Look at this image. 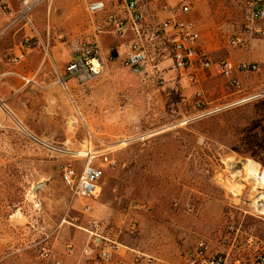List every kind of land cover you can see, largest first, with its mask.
<instances>
[{"label": "rangeland", "instance_id": "1", "mask_svg": "<svg viewBox=\"0 0 264 264\" xmlns=\"http://www.w3.org/2000/svg\"><path fill=\"white\" fill-rule=\"evenodd\" d=\"M140 1L148 17L151 7L169 10L177 0ZM250 1H190L187 17L211 62L243 32ZM21 10V0H0V264H101L80 254L92 247L90 231L123 246L113 264H182L200 243L224 264L253 261L264 249V215L251 206L261 186L243 173L231 179V170L245 160L264 169V97L233 106L232 96L215 101L224 81L212 68L204 73L213 103L194 109L195 89L180 80L164 42L149 44L140 75L117 55L95 80L68 82L65 90L56 74L71 57L73 38L97 40L105 57L123 40L102 28L107 12L91 15L75 0L42 1L18 19ZM24 40L36 55L10 64ZM254 48L264 51L262 37L234 50ZM14 72L35 77L25 86ZM80 150L91 152L92 163L107 154L115 160L87 212L59 175L64 163H86L74 157ZM235 184L244 186L237 197Z\"/></svg>", "mask_w": 264, "mask_h": 264}, {"label": "built area", "instance_id": "2", "mask_svg": "<svg viewBox=\"0 0 264 264\" xmlns=\"http://www.w3.org/2000/svg\"><path fill=\"white\" fill-rule=\"evenodd\" d=\"M42 1L47 0H21L22 10L18 13L17 18H25ZM119 1L125 14L110 12L104 18L102 28L123 40V53L118 54V57L122 66L128 68L133 74L140 75L149 63V44L164 42L171 48L173 68L181 78H188L190 83L197 84L199 82L196 68L201 72L210 71L213 68L224 81V89L234 97L230 106L264 97V89L254 94H250L254 91H249V80L252 77L257 78L260 81L259 84L263 85L264 83V58L261 61L245 60L237 64H232L227 59L211 62L206 58L207 54L202 47V37L195 22L180 16V14L189 13L191 0H177L179 14L173 13L171 17L161 21L154 29L146 26V15L140 0ZM153 1L165 2L166 0ZM164 7L166 9V6ZM105 10L106 5L102 0H94L86 5V11L91 15ZM246 14L243 32L229 40V45L233 49L249 48L257 36L264 40V32L261 29L264 24V0H251ZM128 34H132L134 38L128 39ZM147 35L149 37H146ZM29 50L30 41L24 40L10 54V64L17 65L24 61ZM69 51L70 60L56 74V83L65 90H67L68 82H73L75 86H83L95 80L102 73L106 61L112 58V56L105 57L97 40L75 37L70 41ZM12 74L20 78L25 86L31 84L35 77L34 74L28 77L16 72ZM191 105L198 111L208 105L201 90L194 91ZM91 156V152L84 156L87 161L81 168H78L74 162L64 163L59 168L61 182L72 197L86 201L83 205L84 212L90 209L89 202L96 200L99 196L105 169L113 168L115 165V160L109 154L104 155L99 163H92ZM74 157L78 158L79 156ZM93 223L96 226L95 222ZM89 233L94 234L92 247H84L81 250V256L87 259L94 256L101 264H113L123 252V246L116 242H108L103 237L98 238L92 231ZM206 250V246L200 243L193 252L184 256L182 264H224V257L221 255L208 256ZM67 254H73V249L70 246L67 248ZM48 264L62 263L58 259H52ZM249 264H264V249Z\"/></svg>", "mask_w": 264, "mask_h": 264}, {"label": "crops", "instance_id": "3", "mask_svg": "<svg viewBox=\"0 0 264 264\" xmlns=\"http://www.w3.org/2000/svg\"><path fill=\"white\" fill-rule=\"evenodd\" d=\"M54 1H58V0H54ZM75 1H76V3L78 4V6L80 8L86 9L87 3L91 2V1H94V0H75ZM102 1L106 5V10L104 12H107L109 14L110 12L115 11V12H117L120 15H124L125 14L124 10L122 8L121 2L119 0H102ZM168 5L170 7L169 10H167V9L163 10L161 5H158L159 7H157V6L154 7L153 6V7H151V9H149V11L147 13L148 17H146V26L148 28L154 29L158 25L157 22L163 21V20L171 17L173 15V13L175 15L179 14L178 11L174 9V7L177 6V1L175 3H172V5H170L168 3ZM180 16L182 18H184V19H189L187 17L188 14H180ZM35 18H36V13H33L31 19L34 20ZM147 31H146V33H147ZM146 37H149V35H147ZM127 38L128 39H133L134 36L132 34H128ZM35 50L36 49H32L31 51L30 50L28 51L29 53L27 52L28 56L30 54V56H29L30 59H32V57L36 55L37 52ZM216 50L217 49H215V51ZM119 51L123 52V48L122 47H118L117 50L114 51V52L120 54ZM238 52L245 54L244 58H245L246 61H255L257 58L260 59V60H263V58H264V51H263L262 48H254V49H250L248 51H239V50L236 51V50H234L233 48L230 47V50L228 51V53H225V52H223V50L220 49V51H219V56L221 57L220 60L227 59L232 64H237L240 61H245V60H242V59H238L236 57ZM27 55H26V57L28 58ZM223 57H225V58H223ZM193 70H195V69H193ZM197 70L198 69L196 68V71ZM197 72L199 74V82L197 84L190 83L188 78H186V77H182V78L180 77L181 78L180 80H184V81L188 82V84L190 86L192 85V87L195 90H201L204 93L208 104L213 103V101L211 99L212 98V87H211V81L212 80H211V77L207 76L204 72H200V71H197ZM240 78H241V76H240ZM259 83H260L259 80H257L254 77H252L249 80V91L252 92V91L257 90L259 88ZM217 94L218 95L216 96L217 98L215 99V101L224 100L225 98L231 97L230 92L228 90L224 89V88H220V91L218 90Z\"/></svg>", "mask_w": 264, "mask_h": 264}, {"label": "bare ground", "instance_id": "4", "mask_svg": "<svg viewBox=\"0 0 264 264\" xmlns=\"http://www.w3.org/2000/svg\"><path fill=\"white\" fill-rule=\"evenodd\" d=\"M50 9L51 7H49V12L51 11ZM73 154L74 156H85L89 154V151L80 150V151H75ZM231 173H232L231 179L237 178L240 176V174L243 173L245 175V179L243 180L251 182L253 185L261 186V187L256 188L261 191L256 192L251 202V206L259 214L264 215V169L259 167L257 164H255L254 162L250 160H245L240 164L239 169L234 170V171L231 170ZM219 180L221 181V179ZM228 182H231V180H228ZM243 188L244 186L242 184H235L234 186H232L231 192L233 196L237 197Z\"/></svg>", "mask_w": 264, "mask_h": 264}, {"label": "water", "instance_id": "5", "mask_svg": "<svg viewBox=\"0 0 264 264\" xmlns=\"http://www.w3.org/2000/svg\"><path fill=\"white\" fill-rule=\"evenodd\" d=\"M116 56H117V53H116V52H113V53H112V57H116ZM40 186H41V184L37 185L36 188H38V187H40Z\"/></svg>", "mask_w": 264, "mask_h": 264}]
</instances>
